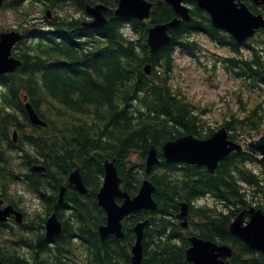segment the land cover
<instances>
[{
    "label": "trees",
    "instance_id": "obj_1",
    "mask_svg": "<svg viewBox=\"0 0 264 264\" xmlns=\"http://www.w3.org/2000/svg\"><path fill=\"white\" fill-rule=\"evenodd\" d=\"M3 1L4 7L17 8L21 0ZM72 1L82 10L87 3L99 1L108 5L106 24L94 30L83 27L79 20L69 22L60 28L57 42L41 38L29 47L37 55L30 56L26 51L16 50L22 65L0 78V142L8 143L10 149L12 143L8 138V129L12 126L18 128L22 138L36 147L46 167L42 175L30 170V186L35 188L48 183L57 190L69 172L80 167L88 190L86 194H78L80 200L71 199L70 204L82 222L81 229L88 231L90 243L95 244L92 249L98 264H129L130 256L125 249L134 240L133 225L145 219L148 223L144 227L141 264H189L185 260L186 236L181 235L178 226L171 228V216L178 212L181 202L191 207L192 199L206 193L214 194L222 201L227 206V212L218 215L202 207L194 208V213L205 220L198 227L203 231V237L232 243L234 264H264V254L252 250L229 231L232 219L252 203V196L260 198L264 204V181H259L246 169L248 162L256 158L245 150L231 152L219 161L213 173L206 167L185 163H180L179 170L176 163H167L162 158L150 173L156 207L141 209L126 218L123 224L126 231L124 241L128 245L118 248L120 242L115 239L117 246L109 247L112 237L106 240L108 244H102L97 227L103 219L96 193L104 174V161L115 159L123 179L122 188L133 196L145 176L144 161L150 146H155L160 152L166 141L181 135L204 138L212 133L208 130L204 134L200 115H196L182 91L171 84L174 48L185 47L194 52L196 48L190 47L197 44L192 40L191 33L196 31L207 33L218 43L235 48V51L239 45L226 32L214 28L209 13L200 9L194 0H187L192 4L193 19L182 21L170 29V42L156 50L149 47L147 28L152 23H165L176 16L165 0H149L153 7L147 23L115 14L118 0ZM247 3L254 13L264 12L260 9L262 7L251 1L247 0ZM126 25L130 28V35L124 31ZM82 35L95 39L93 47H76ZM230 62L235 73L248 81L246 83L251 91L259 89L264 94L263 56L255 52L250 57L233 58ZM147 64H150V73L144 70ZM23 92L28 95L38 115L47 122L45 127L33 125L28 119L21 123L14 115L2 112L5 107H15L24 114ZM263 107L264 103H258L245 108L241 118L232 112L228 114L224 126L231 132V137L258 132L264 123ZM49 108L68 110V115L79 119L76 122L79 125L58 127L47 115ZM30 129L31 132H28ZM27 132L30 134H25ZM132 152L138 153L137 162L133 163L136 168L127 160ZM4 154L5 147L0 146V162ZM25 159L29 168L37 160L29 155ZM242 185H247L251 194ZM68 236L65 229L57 240ZM174 238L182 244H173L170 240ZM43 239L41 234L36 237L43 246H49ZM28 242L32 243L34 252L40 250V246L34 245V240ZM96 247L102 248L100 252ZM0 259L4 264H23L15 255L8 257L0 254Z\"/></svg>",
    "mask_w": 264,
    "mask_h": 264
},
{
    "label": "water",
    "instance_id": "obj_2",
    "mask_svg": "<svg viewBox=\"0 0 264 264\" xmlns=\"http://www.w3.org/2000/svg\"><path fill=\"white\" fill-rule=\"evenodd\" d=\"M172 5L177 14L181 17H186L187 10L180 4L182 0H166ZM198 4L206 9L212 17V22L215 26L221 27L231 32L238 40L252 33L254 28L263 25L260 16L252 15L244 5L240 4L237 8V3L234 0H197ZM264 1V0H263ZM152 3L146 0H119L115 13L121 16L133 15L139 18L149 16V10ZM104 6L96 5L95 8H89V12L95 16L94 24L100 25L104 23L102 20L101 9ZM179 22L178 19H173L166 24H158L148 30V42L153 49H157L163 43L169 40V35L166 33L167 26H175ZM0 73L12 69L16 64H20L19 60L9 58L11 46L16 37L14 33L0 34ZM31 109L29 105H26ZM32 121L39 122L36 115L32 114ZM228 141H225V132L220 130L205 140H198L192 136H183L173 141H168L163 146V154L166 159L183 161L186 163H195L205 165L208 169L213 170L217 161L226 153L234 148L231 144L227 147ZM250 148L261 155V162L264 167V136H261L256 141L249 143ZM157 162L156 151L151 149L146 159V171L149 172L153 164ZM104 181L98 193L99 204L107 213V224L100 227L102 238H105L111 233L119 234L121 218L131 211L144 208H154L156 203L152 198L154 186L152 182L146 178L143 180L138 193L130 198L120 191V177L113 162L106 161L104 164ZM72 181L76 187L83 191V185L77 175L72 176ZM115 196L124 197L121 205H117L114 201ZM241 216L237 217L231 224V231L239 237L243 238L252 247L264 251V213L255 211L252 214L250 222L246 226H242ZM58 224L53 219L48 222L49 232L58 231ZM137 245L135 246V260L140 259V238L141 224L136 227ZM194 247L188 250V260L194 264H222V261L217 260L219 252H213V246L210 242H201L197 239H192ZM211 247V248H208ZM217 250L221 248H216ZM230 254L229 251L223 253V256Z\"/></svg>",
    "mask_w": 264,
    "mask_h": 264
},
{
    "label": "flooded vegetation",
    "instance_id": "obj_3",
    "mask_svg": "<svg viewBox=\"0 0 264 264\" xmlns=\"http://www.w3.org/2000/svg\"><path fill=\"white\" fill-rule=\"evenodd\" d=\"M47 1L48 0H43V2H47ZM38 157H36L37 160L35 163L43 165L44 161H42V159H38ZM45 169L40 170L37 167L34 169H31L28 166V171H26L19 177L22 182L26 183L30 188H32L31 189L32 199H30V202H39L40 205L38 204L39 206L36 207L37 213L36 215H34V218L32 220H28V218L25 219V216H24V219L21 221V223L18 224L17 228L22 229V230H24L25 227L33 228L34 231L36 232L34 239H33L34 245L35 246L37 245V247L40 246L39 247L40 250L33 254L37 257H44L46 259H50L53 261V264H67V261H70L71 264H74L73 261H77V260L84 259V258H94L95 259V250L92 249V248H95V244L92 245L90 243L88 231L81 229L82 222L76 217L72 209V205L70 204L71 199L80 200V197L78 196V194L79 193L86 194L88 190L86 185L83 182L82 172L80 170V167L73 168L72 170L79 169L78 176L81 175L82 182L85 187L84 192H80V190L76 187V185L71 181L70 173L72 170L69 172L68 176L65 178L63 183L60 184L57 190L54 189L53 186L48 183H42V186H37L35 188L30 186V179L28 178L29 175L31 177L30 170L38 173L39 175H42L46 172ZM96 198H97V193H96ZM0 200H2L1 202L2 205H6L9 203L10 206L17 207L18 209L24 211L23 208H20L18 206V203L14 200H11V202H7L3 198H0ZM81 201L83 202V198H81ZM98 207L101 211V217L103 219V222L98 225L99 227L100 225L105 224L106 215H105L104 210L99 205ZM179 213H180V208L178 212L173 214L172 216H177L176 219L180 221V219L178 218ZM52 214H54L57 220L60 222L61 231L58 235H52L51 237H47L45 224H46V220ZM15 221H16L15 215L12 214L9 217V220L5 224H2V225L0 224V226L5 227L7 225L8 226L15 225L16 224ZM139 221H142V220H139ZM124 222H126V220ZM135 224L133 225L132 232H134ZM98 227H97V230H98ZM65 229L68 230L69 236L58 241L57 240L58 236L62 235ZM80 229L83 231V233L85 231V233L82 234V231H80ZM70 231L72 232L70 233ZM123 231L125 234L122 237L109 234L105 238H101L99 236V239L101 240L102 244L106 245L108 244L106 243V240L112 237L109 242L110 243L109 247L111 246L113 247L116 245L115 244V239H116L117 241L120 242L119 246L117 245L116 246L118 248L119 247L122 248L128 245L124 241V238L126 235L124 226H123ZM38 234H41L43 236V238L45 239L43 240L46 243H48L49 246H43L44 244L42 242L39 243L36 240V237ZM122 242H124V244H122ZM31 244L28 243V246H30ZM101 246L103 247V245ZM130 247H131V244L127 246L125 249L126 253L130 256L129 264H131ZM101 249L102 248L99 249L98 247L97 248L98 252H100ZM43 250L44 252H41ZM119 264H127V263L119 262Z\"/></svg>",
    "mask_w": 264,
    "mask_h": 264
},
{
    "label": "rangeland",
    "instance_id": "obj_4",
    "mask_svg": "<svg viewBox=\"0 0 264 264\" xmlns=\"http://www.w3.org/2000/svg\"><path fill=\"white\" fill-rule=\"evenodd\" d=\"M71 12L74 10L67 7L65 10L59 9L57 14L62 13L64 15ZM15 20L16 15L12 11L6 9L0 11V23L3 25ZM200 40L202 45L206 47L205 52H207L209 47L207 39L200 37ZM210 48L214 53L223 54L227 51L225 48ZM212 56L202 55L200 60H197L188 53H178L176 57L181 61V64L173 71V82L179 84L193 99L201 101L202 104H211L213 100H216L217 103L212 106L213 110L210 112L216 115L217 109L222 104L220 96L228 95L230 87H234L235 84H233V79L229 77L222 64L213 69ZM205 63L208 65L207 67L204 65ZM73 123L69 122V124ZM25 197L29 198L30 195L25 193ZM209 202L211 203L210 200H208Z\"/></svg>",
    "mask_w": 264,
    "mask_h": 264
}]
</instances>
